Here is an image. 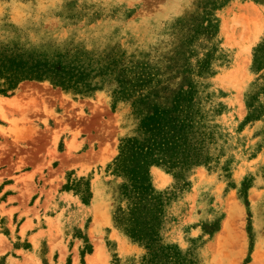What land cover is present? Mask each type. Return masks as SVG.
<instances>
[{
  "label": "rangeland",
  "instance_id": "obj_1",
  "mask_svg": "<svg viewBox=\"0 0 264 264\" xmlns=\"http://www.w3.org/2000/svg\"><path fill=\"white\" fill-rule=\"evenodd\" d=\"M0 52L83 71L77 90L23 80L0 94V264L139 258L105 167L153 109L202 131L206 157L149 168L171 192L162 242L193 264H264V0H0ZM79 177L87 204L63 189Z\"/></svg>",
  "mask_w": 264,
  "mask_h": 264
},
{
  "label": "trees",
  "instance_id": "obj_2",
  "mask_svg": "<svg viewBox=\"0 0 264 264\" xmlns=\"http://www.w3.org/2000/svg\"><path fill=\"white\" fill-rule=\"evenodd\" d=\"M82 75L83 71L75 65L59 60L22 58L0 52L2 95L11 93L23 80L48 81L62 90H77ZM124 90L127 92L126 88ZM135 129L140 138H119L117 154L105 167V171L120 179L118 201L112 211L113 224L125 238L143 250L137 260L130 259L126 264H193L176 244L161 240L163 210L171 192L154 188L149 168L165 167L177 174L204 162V133L193 129L190 123L175 121L163 109H153L141 116ZM81 180L83 188H75ZM63 189H72L83 204L91 198L88 178L70 180ZM82 255L79 251L81 264Z\"/></svg>",
  "mask_w": 264,
  "mask_h": 264
},
{
  "label": "crops",
  "instance_id": "obj_3",
  "mask_svg": "<svg viewBox=\"0 0 264 264\" xmlns=\"http://www.w3.org/2000/svg\"><path fill=\"white\" fill-rule=\"evenodd\" d=\"M37 233V230H35V231H33V232H30L29 233V235H31V234H36ZM40 238V237H39ZM39 238H37V241H38V239ZM39 242H40V240H39ZM28 243V246L26 247H24V248H22V249H24L25 251H28V250H30V248L32 247V244H31V242L30 241H28L27 242ZM41 243V242H40ZM47 254V250L45 251V254L44 255H46Z\"/></svg>",
  "mask_w": 264,
  "mask_h": 264
},
{
  "label": "bare ground",
  "instance_id": "obj_4",
  "mask_svg": "<svg viewBox=\"0 0 264 264\" xmlns=\"http://www.w3.org/2000/svg\"><path fill=\"white\" fill-rule=\"evenodd\" d=\"M8 99H9V98H8ZM4 101L9 102L10 99L7 100L6 98H3V97L0 96V103H2V102H4ZM1 105H2V104H0V114L2 115V107H1ZM97 254H98V253H97Z\"/></svg>",
  "mask_w": 264,
  "mask_h": 264
}]
</instances>
